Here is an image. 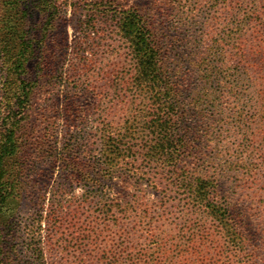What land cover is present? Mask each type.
Segmentation results:
<instances>
[{"label":"rangeland","instance_id":"rangeland-1","mask_svg":"<svg viewBox=\"0 0 264 264\" xmlns=\"http://www.w3.org/2000/svg\"><path fill=\"white\" fill-rule=\"evenodd\" d=\"M169 1L170 6H163L166 0H41L38 9L28 5L26 31L31 30L37 36L33 38L35 57L30 56L27 66L34 67L37 60L42 61L26 75L11 68L12 57L19 53L16 33L9 31L2 37L0 100L5 98L7 107L2 110L0 104V114L13 110L14 118L21 120L18 129L24 147L17 166L10 167L20 172L17 188L21 196L15 207L18 229L8 237L16 255L13 264H35L28 245L32 242L37 247L36 240L45 242L48 225L43 219L39 222V218L47 216L52 209L59 215L58 219L55 217L59 228L55 236L48 238L57 251V259L48 264H61V260L66 263L70 251L75 264H89L91 253L100 255L101 263L96 264H122V238L115 235L108 218L101 226L99 241L88 233L97 229L99 219L96 209L100 198L84 200L92 187L99 188V195L106 199L121 203L143 199L142 210L150 211L154 225L152 241L163 240L168 245L171 264L190 261L192 264L217 253L214 250L222 243L217 224L205 216V207L193 198H181L177 192L176 183L185 179L188 172L215 180L226 196L223 199L247 211V199L238 195L237 178L227 166L238 141L220 138L212 108L193 102L202 84L199 68L194 65L191 68L195 62L189 58L191 44H184L187 46L175 52L189 58L186 68L192 69L187 73L190 85L187 81L183 83V90L188 88L189 99L184 98L181 109L184 119L176 133L178 139L187 138L189 147L179 152L157 153L139 146L143 137L154 138L148 127L156 120L141 117L145 103L138 100L139 92L133 83L137 64L131 44L118 24L123 11L139 9L154 17L160 29L163 21L165 30L178 27V33L176 28L165 32H169L171 39L179 36L187 42L200 41L199 53H204L207 47L202 37L211 24L212 14L205 0H193L191 4L188 0L184 7L174 4L176 0ZM157 3H162V8ZM219 8L221 28L230 26L235 41L240 39L239 32H246L255 24L264 32V0H241V4L239 0H223ZM189 9H198L195 18H187ZM257 11L261 14L251 15ZM87 23L94 26L88 30ZM3 58L10 68L4 67ZM5 72H10L4 81L9 86L1 90ZM26 92L31 101H20L26 99ZM21 93L24 96L18 100ZM115 125L123 129L119 136L123 140V156L111 169L104 163V146L110 133L118 137L112 131ZM79 171L94 179H84ZM154 187L168 191L165 203L159 202L163 196ZM260 223H250L248 228L257 230ZM40 225L42 228L34 234ZM122 225L128 233H133V220L126 224L123 219ZM145 239L129 236L135 248L145 243ZM195 251L201 253L192 256Z\"/></svg>","mask_w":264,"mask_h":264},{"label":"trees","instance_id":"trees-1","mask_svg":"<svg viewBox=\"0 0 264 264\" xmlns=\"http://www.w3.org/2000/svg\"><path fill=\"white\" fill-rule=\"evenodd\" d=\"M185 1L188 0H176L174 4L184 7ZM192 1L190 0V4ZM222 1L205 0L212 15L211 24L203 31L202 39L205 40L202 42L207 44L204 53L197 51V48L201 46L200 41L187 42L186 38L179 36L171 39L170 29L176 28L178 33V27H169L166 29L169 32L166 33L165 28L162 27L165 21L160 23V29L154 17L139 9L123 11L118 24L120 32L131 44L137 64L133 83L139 92L138 100L145 103V108L140 110L141 117L156 120L154 125L148 127L152 130L154 138L143 137L140 147L143 146L144 150L157 151V153L171 150L179 152L189 147L185 136L178 139L176 135L184 119V114L181 112L184 98L189 99L186 93L188 88L183 90L184 82L187 81L188 86L190 85L187 73L192 69L186 68L189 58L195 60L191 63V68L193 65L199 68L201 74L199 81L200 85L202 84L198 97L193 102L196 105H207L212 108L219 123L220 138L238 141L235 146V155L227 166L237 178L238 195L247 199L245 205L247 211L243 208L237 209L227 199H223L222 197L226 196L222 194L220 187L218 188L217 182L207 179L206 176L195 177V173L188 172L185 179L176 183L179 188L177 192L181 198H193L205 207V216L217 224L222 238V243L214 250L217 253L194 260L192 264H264L262 229L264 227V32L255 24V27L246 29V32H239L240 39L235 41L234 32L230 26L221 28L219 5ZM30 4L38 9L41 0H0V41L7 32L16 33L19 53L16 58L12 57L11 60L14 61L11 68L20 70L25 75L41 65L42 61L37 60L34 67L27 66L30 56L35 57L36 40L33 38L37 36L30 32L31 30L26 31L29 23L27 6ZM157 6L162 8V3H157ZM163 6H170V1L166 0ZM197 11L198 9H191L187 18H195ZM256 14L261 13L251 12V15ZM86 26L90 30L94 24L87 23ZM184 44L192 46L189 58L175 54L177 50L187 46ZM1 52L4 53V50L1 49ZM3 59L4 67L10 68L8 61ZM9 73L5 72L2 76L1 90L9 86L7 81L4 83ZM28 95L29 93L26 92V99L20 101H31L27 98ZM23 96L24 94L21 93L18 100ZM5 100V98L0 100L2 110L7 107ZM0 116L2 120L0 123V264H13L16 255L15 250L10 247L8 237L14 235L18 229L15 207L20 202L21 196L17 188V177L20 172H14L10 167L17 166L16 163L24 147H22L20 129H18V123L20 124L21 120L14 118L13 110L4 111ZM140 126L143 127V123ZM112 131L117 132L118 137L110 133L108 139L105 138L104 146V163L111 169L119 164L123 156V140L119 139L123 129L115 125ZM79 174L84 179H94L92 175L86 176L82 172ZM153 190L163 196L159 202L165 203L168 191L159 187H154ZM99 191V188L92 187L84 196L85 201L100 198L99 207L96 209L99 214L98 227L88 233L99 241L101 226L105 225V220L108 218L109 225L116 231L115 235L122 238V264H171L168 245L160 238L158 240L162 241H152L154 235L151 231L154 230V225L150 221V211L142 210L143 199L121 203L117 199H106L99 195ZM55 217L58 219L59 215L52 209L47 216L41 215L39 218V222L43 219L48 225L46 230L48 235L44 243L36 240L37 247H34L32 242L28 245L32 262L35 264H48L49 261L57 259V251L48 238L53 234L55 236L59 228ZM123 219L126 224L129 220L135 222L133 233H128L123 227ZM257 221L261 222V228L257 230L248 228L250 223ZM3 226L6 227L2 229ZM41 228L42 225L34 234ZM146 233L148 234L145 239ZM133 234L138 235L140 240L145 239V243L138 248L133 247L129 241V236ZM85 240L84 235L83 241ZM181 252L184 251L178 253ZM198 253L201 251H195L192 256ZM67 254L70 255V259H66V263L61 260L60 263L75 264L71 261L74 257L73 252L70 251ZM99 257L100 255L91 253L89 264L101 263ZM190 263L191 261L186 264Z\"/></svg>","mask_w":264,"mask_h":264}]
</instances>
